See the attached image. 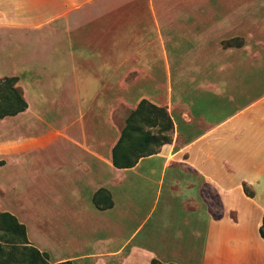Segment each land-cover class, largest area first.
Segmentation results:
<instances>
[{
  "label": "crops",
  "instance_id": "1",
  "mask_svg": "<svg viewBox=\"0 0 264 264\" xmlns=\"http://www.w3.org/2000/svg\"><path fill=\"white\" fill-rule=\"evenodd\" d=\"M155 2L0 0V79L18 78L28 105L0 119V211L56 264H264V48L246 44L228 68L233 113L219 121L221 104H163L173 121L181 107L209 127L178 149L177 131L132 168L113 165L116 124L141 104L118 98L124 78L154 76L155 61L171 74L166 46L182 36ZM8 187L35 215L33 230L1 202ZM101 190L109 209L93 202ZM73 221L88 249L69 253ZM60 238L64 248L46 245Z\"/></svg>",
  "mask_w": 264,
  "mask_h": 264
},
{
  "label": "rangeland",
  "instance_id": "2",
  "mask_svg": "<svg viewBox=\"0 0 264 264\" xmlns=\"http://www.w3.org/2000/svg\"><path fill=\"white\" fill-rule=\"evenodd\" d=\"M155 3L169 9L166 16L169 21L171 20V26L182 33L181 37L180 34L174 35L166 46L168 55L172 57L171 74L167 70L165 72L163 61L152 62L154 76L142 72L141 75L125 77L123 91L117 96L122 104H140L144 100L151 104H161L160 107L154 106L168 114L172 125L168 124L166 119L164 120L159 111L147 109L137 116V125L142 133H149L158 138H169L170 141L167 144L177 140L178 131L180 135L176 147L178 149L203 133L209 127L207 122L211 119L205 116V120H201L196 113L176 107L172 112L175 118L173 121L163 104H221L219 110L214 113L215 118L212 117L213 120L219 121L233 113L235 109L225 104H237V101L233 102L230 99V95L234 97V100L239 97H237L238 93L230 87L233 78L228 68L237 63L235 59L237 55L243 54L246 44L252 47L256 54L263 50L264 0H156ZM158 15L163 17V14ZM180 27L182 30L179 29ZM94 95L89 94V100L93 99ZM87 106L88 104H83L82 110L86 111ZM134 111L128 110L122 123L117 122L121 135L128 118ZM184 114L190 115L186 122L183 120ZM164 145L154 146V152H159ZM50 171L51 169L49 173ZM17 179L21 181V178ZM23 181L25 183L26 179ZM0 183L4 186L7 184L1 176ZM7 190L9 194L6 195L5 200L1 199V202L4 206H10L17 214L20 212L23 220L20 219V215L18 218L33 230L36 225L35 215L21 204L19 190L12 191L9 187ZM89 223H94V218H88ZM72 227L67 239V247L71 250L69 253L87 250L88 247L86 248L83 242L89 237L85 236L83 227L74 221ZM24 232L30 247L37 249L35 236L29 238L26 226ZM22 234L23 230L16 224L7 219H0L2 247L0 264H30V257L25 255L28 246L24 244ZM97 237H91L93 242ZM50 239L51 236L47 238L49 241ZM63 240L66 238H60L57 243L47 242L46 245L59 250L66 245V243H60ZM37 250L40 254H48L44 259L49 264H56L58 261L52 252ZM58 254L61 255L60 252ZM79 264L92 263L80 262Z\"/></svg>",
  "mask_w": 264,
  "mask_h": 264
},
{
  "label": "trees",
  "instance_id": "3",
  "mask_svg": "<svg viewBox=\"0 0 264 264\" xmlns=\"http://www.w3.org/2000/svg\"><path fill=\"white\" fill-rule=\"evenodd\" d=\"M17 83L18 78L0 79V119L7 116H16L19 113L26 111L28 108V105L23 97V93L17 87ZM146 109L150 111H159L163 115L162 117L164 118V120L166 119L167 123L172 125L170 117L165 111L158 109L151 103L143 101L138 106L137 110H135L128 118L126 126L122 132L121 138L113 149L112 159L113 165L116 168H132L137 165L141 159L155 154L153 150L154 146L164 145L167 144L168 141H170L169 138H158L152 136L149 133H142V130L137 125V116ZM2 164L3 163H0V165ZM103 192L106 191H99L93 199V202L96 207L101 210L109 209L113 206V202L111 200H108V202L105 203H102L100 201V196ZM246 192L249 196H253V193L248 188L246 189ZM0 219L10 220L11 223L16 224L18 228L23 230L22 235L24 236V244L28 246L26 247L25 255H28L30 257V264H49L44 259L48 256V254H40L37 249L30 247L29 242L26 238V233L24 232L25 226L23 224H20L16 217L11 215L10 213L0 212ZM260 232L261 236L264 238V218ZM1 249L2 247L0 245V251ZM159 263L160 262L157 260H154L152 262V264ZM58 264L73 263L67 261Z\"/></svg>",
  "mask_w": 264,
  "mask_h": 264
}]
</instances>
